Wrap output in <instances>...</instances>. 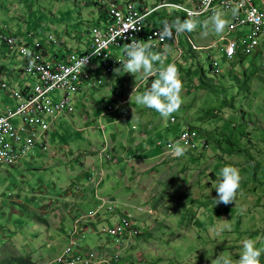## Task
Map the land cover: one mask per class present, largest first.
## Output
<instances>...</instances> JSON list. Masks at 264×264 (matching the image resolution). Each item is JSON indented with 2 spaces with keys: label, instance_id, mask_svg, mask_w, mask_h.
Returning a JSON list of instances; mask_svg holds the SVG:
<instances>
[{
  "label": "rangeland",
  "instance_id": "rangeland-1",
  "mask_svg": "<svg viewBox=\"0 0 264 264\" xmlns=\"http://www.w3.org/2000/svg\"><path fill=\"white\" fill-rule=\"evenodd\" d=\"M257 2L261 4L262 0ZM165 12L160 9L156 17ZM169 12L176 18L172 21L174 29L188 21L180 13ZM219 16L226 21L223 30L216 32L211 19H206L199 32L193 34L198 45L208 46L225 36L231 15ZM103 21L99 6L90 0H0V111L9 105L3 82L18 88L33 85V80L19 71L22 58L9 51L4 36L32 35L29 44L36 41L48 44L50 35L63 39L69 29L79 32L88 50L92 45L90 29L104 30ZM247 31L248 28L241 27L231 39ZM181 41L186 51L180 59L172 37L167 45L159 44L157 48L146 43L161 57L153 62L154 69L173 64L182 81L181 103L170 117L162 118L155 110L137 104L141 113L136 115L138 111L133 109L135 96L157 78L156 72L144 78L120 70L119 74L104 78L103 85L96 81L87 94L83 86L77 93L79 101L74 115L59 117L55 130H50L49 151L39 144L33 160L0 171V264H19L16 259H27L31 264L54 263L68 244L65 235H69L73 216L80 211L94 218L92 222L102 215V219L112 222L105 221L106 226H111L117 215L136 221L141 236L123 238L117 244L114 241L115 247L107 249L123 256L120 243L130 244L129 250L143 258L134 264H217L216 256L230 254L235 264L243 239H253L257 247L264 248V46L255 55L234 63L220 53L222 71L212 72L208 53L197 52L200 58H195L186 36L182 35ZM126 47L112 49L111 54L122 56ZM49 52L52 57L55 52L63 54L60 48L56 51L55 45ZM202 76L207 78L205 84L200 80ZM124 97L129 102L127 112L121 104ZM61 98L58 94L57 99ZM144 121H155L158 125L159 130L151 135L152 145L157 149L155 154L168 151L170 157L166 164L155 169L156 181L149 190L151 207L158 208L159 215L139 208L143 203L140 183H136L132 193L125 191L123 196H128L118 198V203L109 201V205L97 209L94 201L100 192L106 189L103 196L113 195L108 191L110 184L105 185L99 173L111 161L105 145L110 140L108 135L119 126L139 134L146 128ZM133 124L138 130H133ZM188 127H196L206 145L199 140L197 150L172 156L168 143L174 142ZM157 143L161 148H157ZM224 165L238 169L240 186L235 202L213 206L216 191L211 184L216 183ZM89 197L91 201L87 202ZM111 206H116V210L109 209ZM146 221L156 222L160 227L148 233L151 227H142ZM224 224H230L231 231H215ZM99 241L103 243L100 237L93 240L87 236L84 245L105 253L96 249ZM260 264H264V254Z\"/></svg>",
  "mask_w": 264,
  "mask_h": 264
},
{
  "label": "built area",
  "instance_id": "built-area-1",
  "mask_svg": "<svg viewBox=\"0 0 264 264\" xmlns=\"http://www.w3.org/2000/svg\"><path fill=\"white\" fill-rule=\"evenodd\" d=\"M92 1L100 5L104 0ZM137 1L122 0L108 5L105 8L108 16L105 29H90L91 47L83 53H69L63 59L49 58L46 54L48 46L42 41L29 44L32 35L3 37L9 51H18L25 61L24 71L35 83L32 88L24 90L14 89L4 82L2 84V89L10 91L18 104L16 108L0 113V170L18 166L36 156L40 139L51 129V119L76 112V96L83 86L88 90L95 86L96 81L101 85L105 83L104 77L97 74L98 69L104 70L106 75H113L119 70L118 60L124 57L123 54L113 56L112 49L124 48L131 41L149 43L154 47L167 45L172 37L180 59L186 51L180 37L185 35L190 50L207 52L213 71L221 72L218 54H224L229 63H234L242 57L255 55L264 46V7L257 0H164L161 8H174L195 25L191 31L183 25L172 32L152 27L149 19L156 9L138 6ZM221 13L231 15L225 36L214 44L198 45L193 34L199 32L206 19ZM241 27L248 28V31L241 33L237 39H231ZM49 41L59 44L54 35L49 36ZM58 94L62 95L61 99H57ZM172 121L176 122L175 119ZM199 140L206 145L200 132L188 127L174 142H169L168 147L171 149L173 144H181L185 150H197ZM171 155L176 156L172 152ZM109 209L116 210V206ZM93 219L85 212L78 214L69 231L68 244L52 264H134L126 262L115 250L103 253L84 245V240L92 232ZM102 234L113 238L117 244L120 239L136 238L142 232L130 217L125 216L115 226H104Z\"/></svg>",
  "mask_w": 264,
  "mask_h": 264
},
{
  "label": "crops",
  "instance_id": "crops-1",
  "mask_svg": "<svg viewBox=\"0 0 264 264\" xmlns=\"http://www.w3.org/2000/svg\"><path fill=\"white\" fill-rule=\"evenodd\" d=\"M121 1L122 0H108V1L104 0L103 3L98 5V6H99L100 10H101V8L103 10H105V8L108 5H110L112 3L121 2ZM163 1L164 0H161L160 3H155V1L153 0L152 1L153 5H150V0H139V1H137V4H138V6L147 7L149 10L156 9L155 13H153V15L149 19V24L152 27H154V28L155 27H161V28H165L169 32H172V30L174 29V25H173L172 21L176 18H172L170 16L169 10L176 12L178 15H180V14L174 8H161L162 7L161 5H163ZM90 2H92V0H90ZM259 5L264 7V0H262V3ZM160 9H164V10H166V12H165V14L162 15V17H159V16L156 17V15ZM102 19L104 20L103 16H102ZM177 23H179V20L176 21V24ZM66 31H68L67 32L68 34L64 35L63 39H60V37L58 35H56L58 37V40H59L58 45L57 44H51L50 41H48V44H47L48 52H46V54L49 58H51V59L57 58V56H56L57 54H58V58L61 56L64 58L66 55H68L69 53H72V52L83 53V51H87V49H85V47L83 46V43L85 42V40H84V38L80 37L81 35H79V32L70 31L69 29L65 30V32ZM69 32H74V34L71 35ZM75 33H77L78 35ZM23 35L16 36V35L12 34L11 36L18 38V37H22ZM76 38H79V40ZM89 38H90V42H91L92 41L91 35ZM4 44H5V42H4ZM52 45L56 46V51L58 50V48H60L63 51V54L59 55V53L55 52V56L52 57L50 52H49ZM15 53H17L19 55L18 51H15ZM63 58H60V59H63ZM25 66H26L25 61L22 59V69L19 71L24 73V74H26L24 71ZM13 70L18 72V70H16V69H13ZM120 70H121V68L117 72H119ZM97 74L99 76L104 77V78H106L108 76V75H106L105 71L102 69L101 70L98 69ZM19 78L21 79L20 76H19ZM32 80H33V85H34L35 81H34V79H32ZM10 85L14 89H19V90H24L26 88H32L33 87V85H30V84H26L25 86H22L21 88L14 86L13 83H11ZM87 88L88 87L85 88L86 94L90 91V88L88 90H86ZM5 93L4 94L6 95V103H9V105L4 106V108L2 109V111H0V113H4L9 108H16V106L18 104L17 100L15 99V97L12 95V93L10 91L5 90ZM9 100L13 101V103L15 102L14 105H11L10 102H7ZM78 101H79V98L77 95L76 96V104H78ZM121 104L123 107L126 108L125 111L127 112V110H128L127 106L129 105V102L126 100L125 97L123 98ZM76 107H77V105H76ZM133 109L138 111L135 113L136 115L141 113L140 108L136 106V103L133 106ZM73 115L74 114H71V117ZM67 116L69 117V115H67ZM59 120H60L59 117L56 119H51V129H50L51 131L55 130V125L59 122ZM144 123L146 124V128H145V130L141 131L139 134H136L133 131L127 130L125 128V126H119V128H117L115 131H113V133H110L108 135V137H110V140L105 145L107 146L106 151L108 154V159L110 156L111 161H110L108 167L104 168L103 170L101 169V171H99V173H101V175H102V181L104 182V184L105 185L110 184L108 191L113 193V195L103 196L102 194L106 191V189L104 190V192H100L99 195L96 197V200L94 201V204H96L97 209H99V208L101 209V207L103 205H109L110 204V203H108L109 201H115V203H118L117 202V201H119L118 198H122V197L124 198V197L128 196V195L123 196V193L125 191H129V193H132L133 187L136 185V183H140L139 184L140 192H143V196L141 199L143 203H142V206L139 208L141 210H145L146 212L150 211L151 215H159L160 212H159L158 208L151 207V204H153V203H152V199H151L152 195L149 194V190H151V188H152V183L154 181H156V172H154L155 169L160 165L166 164L170 157H169L168 151H167V153H162V154H158V155L155 154L157 149L155 147H153V145H152L153 144V137H151V135H153L156 132V130L157 131L159 130L157 122L152 121L150 123H147L144 121ZM132 127H133V130H138L137 126L134 124ZM49 133H50V131L46 135H44L42 139H40L38 146H37V149H39V144H41L44 151L45 150L49 151L48 143L51 141ZM165 137H166L165 139H168L167 136H165ZM158 143H160V142H158ZM158 143L156 144V146L159 149L161 147L158 146ZM81 147H80V149H81ZM93 147L94 146H92V148ZM37 149H36V153H37ZM71 149H72V147H71ZM36 156H37V154H36ZM35 157H32L31 160H33ZM28 161H29V159L24 161L22 164H20L18 166H23L24 164L28 163ZM93 162L96 163L95 159L93 160ZM18 166H15V167H18ZM95 172H97V171H95ZM101 184H103V183H101ZM105 188H107V186ZM153 197L155 198V194L153 195ZM90 201H91V198L90 197L87 198V202H90ZM93 210H95V209H93ZM80 212H77V214L75 216H73L72 223ZM126 214H129V213H126ZM117 216H118L117 219L115 220V222L113 224H111V226H113L115 223L119 222L120 217H122L124 215H117ZM105 221L106 220L102 219V215H101L99 217V220L92 222V226H91L92 232L88 236L92 237L93 240H97L100 237V239L103 240V243L102 242L100 243V241H99L98 247L96 249L100 248V249H103L104 251L107 252V251H109V250H107L109 247H115L116 242L113 243L115 241L113 238L109 237L106 234H102V231L100 229L103 226H106V224L104 223ZM106 222L109 223L111 221L107 220ZM134 222H135V226L141 230V228L136 225V221H134ZM72 225L73 224H71L69 226L70 227L68 229L69 231L71 230ZM142 225H143L142 227H151V228H149L148 233H150L151 231H154L156 229V227H160V225L157 224L156 222L149 224V222L146 221V222L142 223ZM100 235H102V236H100ZM65 236L68 238V233ZM125 242H127V240ZM119 247L122 249L121 254L124 256L126 262L135 263V261H138V262L143 261L142 256H135L129 250V248L131 247L130 244H128V243L124 244V242H123V244L120 243ZM136 264H139V263H136Z\"/></svg>",
  "mask_w": 264,
  "mask_h": 264
},
{
  "label": "clouds",
  "instance_id": "clouds-1",
  "mask_svg": "<svg viewBox=\"0 0 264 264\" xmlns=\"http://www.w3.org/2000/svg\"><path fill=\"white\" fill-rule=\"evenodd\" d=\"M235 12V10H234ZM211 23L216 32H221L226 21L219 15L211 18ZM138 22V21H137ZM194 24L186 21L184 28L191 31ZM151 45L131 41L123 50V59L120 62L121 70L136 77L140 74L147 78L157 73V78L153 79L145 91L135 96V103L145 108L153 109L162 118L170 117L181 103L182 81L180 80L175 65L168 64L160 69H154L153 62L159 61L161 57L151 50ZM84 63V61H83ZM120 73V72H116ZM170 151L176 156H182L185 148L179 144H173ZM241 176L238 169L231 165H224L219 169V174L215 184L216 196L213 197V206L218 203L229 204L235 202L236 194L240 186ZM210 194V193H209ZM230 224H224L217 232L231 231ZM235 257V264H260V257L264 254V248L256 246L253 239H243L240 242V248ZM217 264H234L233 256H216Z\"/></svg>",
  "mask_w": 264,
  "mask_h": 264
},
{
  "label": "trees",
  "instance_id": "trees-1",
  "mask_svg": "<svg viewBox=\"0 0 264 264\" xmlns=\"http://www.w3.org/2000/svg\"><path fill=\"white\" fill-rule=\"evenodd\" d=\"M92 2L95 3V4H97V5H99L98 3L94 2V1H92ZM101 15L104 17V23H105V25H106V21H107V18H108V16H107V12H106L105 10L101 9ZM3 40H4V38H3ZM47 52H48V50H47ZM192 52H193V51H192ZM192 55H194L195 58H196V57H197V58H200V55H197V52H193ZM189 56H190V54H189ZM57 57H58V55H57ZM209 60H210V58H209ZM210 62H211V60H210ZM211 69H212V72H213L212 64H211ZM202 70H203V72L205 73L204 69H202ZM200 80H201V81L203 80V81H204V84H205V82H207V78H206V76H202ZM206 84H207V83H206ZM208 114L211 115L212 112L209 111ZM193 128L196 129V127H193ZM16 261H18L19 264H31V263H32L31 261H29V260H27V259H16L15 262H16Z\"/></svg>",
  "mask_w": 264,
  "mask_h": 264
}]
</instances>
